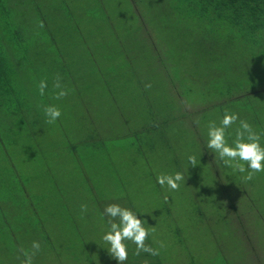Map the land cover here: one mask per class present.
I'll list each match as a JSON object with an SVG mask.
<instances>
[{
    "label": "rangeland",
    "instance_id": "1",
    "mask_svg": "<svg viewBox=\"0 0 264 264\" xmlns=\"http://www.w3.org/2000/svg\"><path fill=\"white\" fill-rule=\"evenodd\" d=\"M25 2L22 29L31 37L20 55L10 54L19 100L15 93L0 100V264H21L19 250L31 252L33 241L41 245L33 264H118L102 239L112 203L155 229L145 243L159 255L137 256L125 241V264H264V173L245 180L207 148L208 124L219 125L225 112L264 132V45L252 52L230 29L213 30L156 0H140V10L130 0ZM94 3L105 7L93 12ZM195 39L194 49L215 55L210 61L188 56ZM149 45L154 59L144 52ZM124 62L123 76L110 81ZM196 64L211 66L208 77L184 92L176 72ZM57 76L68 90L59 100ZM233 92L247 95L236 103ZM217 103L228 107L204 112ZM47 105L62 113L55 123L46 122ZM238 127L227 130L229 144ZM176 172L185 177L179 191L157 183Z\"/></svg>",
    "mask_w": 264,
    "mask_h": 264
},
{
    "label": "trees",
    "instance_id": "2",
    "mask_svg": "<svg viewBox=\"0 0 264 264\" xmlns=\"http://www.w3.org/2000/svg\"><path fill=\"white\" fill-rule=\"evenodd\" d=\"M25 1L26 0H0V100H3V96H5V94L11 93H15L18 98V90L15 87V79L13 77V73L15 71L12 64L10 63V54L12 52L17 56L20 55L21 43H23L24 41L27 42V39L31 37L26 30L24 31V29H22V20L24 19L22 8L25 7ZM156 2H162L163 5L166 6H175L179 11H182V9L185 8V10L189 13L186 15L191 17L192 20L205 22L206 24L213 26V30H218L221 28L230 29L238 36L251 41L250 49L252 52L258 51V49L262 45H264V0H156ZM130 3L132 7L136 8V10L141 9L140 0H130ZM38 5L40 7H48L46 3H40ZM91 5H93V12H96V10L103 9L105 7V5L102 3H94ZM62 6L68 8V2L64 1ZM34 15L38 16V13L35 12ZM42 16L43 15L39 13L38 17ZM54 17H56V14ZM35 20H38L37 17L35 18ZM30 21L33 20L30 19ZM60 22L70 23V21L64 17H60ZM185 35L190 36L191 33H177L174 36L182 37ZM11 39H13V41L15 42L17 41L14 44L13 49L9 45V41H11ZM192 44L193 46L191 45V48L187 50V54L188 56H193L195 60L200 57L202 61H210L213 56H215L211 55L210 51L204 50L203 46L202 49H195L202 50L206 53L197 52L194 49V47L196 46V39ZM144 52L148 55L147 58L154 59L156 57V55L153 53L151 45H149L147 49H144ZM227 54H231V51L224 53L222 60L225 63L227 58L225 57V55ZM147 58H145L144 61H146ZM217 58L221 59V54H219ZM183 62L189 64L190 60L188 58H185ZM119 69V72L109 74L110 81H119L121 76H123L122 70L124 73L125 62L124 64L120 65ZM157 69V71L161 75V78H163L164 75L167 79L168 71H166L165 68H162V66H160L158 62ZM179 69L180 71L176 72V77L179 80V84L181 80L185 81L186 84L184 92H188V88L191 89L190 84L192 82H195L198 79H206L208 77L206 75V71L208 69H211V66L196 64L192 71H189L186 68L184 70L183 67H180ZM226 70H229L230 72L232 68L227 66ZM262 75H264V73ZM239 76L240 75H237L236 77ZM230 94L222 95L219 100L229 96ZM237 94L238 93L233 92V95L236 96V98L234 97L233 99L229 100H233L237 103L240 99L243 98V96L247 95V93L245 92L241 96H238ZM226 106L228 107V105L225 104H213L211 108L207 109L204 112L213 111L216 108H225ZM20 111V108L12 110L11 116L13 118L18 117L20 115ZM9 130L11 131V128Z\"/></svg>",
    "mask_w": 264,
    "mask_h": 264
},
{
    "label": "clouds",
    "instance_id": "3",
    "mask_svg": "<svg viewBox=\"0 0 264 264\" xmlns=\"http://www.w3.org/2000/svg\"><path fill=\"white\" fill-rule=\"evenodd\" d=\"M39 26L43 28L41 21ZM48 87L46 80H41L38 84V90L41 96L45 94ZM53 87L60 89L55 94V99L59 100L68 95V90L62 87L60 77L57 76ZM150 88V84L145 85ZM44 114L47 117V123H55L62 115L60 109L54 105L44 107ZM239 121V127L235 132V139L232 144L228 143V129ZM264 132H257L253 126L247 121L240 119L238 113L225 112L220 124L210 121L208 124V141L207 148L218 156L219 161L225 166L232 168L234 172L241 174L246 173L245 180H252L258 173H264V145L261 139ZM188 161L192 166H196V157L189 156ZM185 177L183 173L160 174L157 176V183L161 186H167L172 191H179L182 181ZM167 199V198H166ZM82 211H87V205H81ZM103 216L109 217V228L102 236L103 241L110 245L107 249L111 258L115 259L118 264H125L128 260V246L125 241H131L136 245L135 255L139 256L141 252L149 253L152 256L159 255V249L153 248L145 243L151 232L155 229H148L144 226L142 219L131 209L122 207L119 204H108ZM160 246L164 247L163 242ZM40 243L33 241L29 252L21 248L19 251L24 256L21 264H33V258L40 251ZM19 259V256L17 257Z\"/></svg>",
    "mask_w": 264,
    "mask_h": 264
}]
</instances>
